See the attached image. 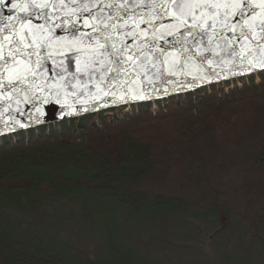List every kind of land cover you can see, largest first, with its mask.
Returning <instances> with one entry per match:
<instances>
[{
  "label": "trees",
  "instance_id": "obj_1",
  "mask_svg": "<svg viewBox=\"0 0 264 264\" xmlns=\"http://www.w3.org/2000/svg\"><path fill=\"white\" fill-rule=\"evenodd\" d=\"M65 209L103 255L49 236ZM177 212L264 228V72L0 135V264H145L121 226Z\"/></svg>",
  "mask_w": 264,
  "mask_h": 264
},
{
  "label": "water",
  "instance_id": "obj_2",
  "mask_svg": "<svg viewBox=\"0 0 264 264\" xmlns=\"http://www.w3.org/2000/svg\"><path fill=\"white\" fill-rule=\"evenodd\" d=\"M19 2L23 4L27 3V0H19ZM36 2L48 4V7L40 9L41 11L49 15L56 13L52 21L45 26L46 31L51 27L52 22L59 23L61 17L70 15L73 10L70 0H62L65 7H61V0H36ZM107 2L108 0H97L98 4ZM75 10L79 11L78 5ZM28 11L35 12L37 9L29 7ZM108 11H111L113 16L116 15V9H106L104 15H107ZM135 11L147 17V8H137ZM17 16L21 19L30 18L33 26L44 24L43 19L29 17L19 8L9 12L7 3L0 5V20L3 19L0 21V135L136 102H153L215 84L250 78L264 72V68L261 67L264 63V42L259 41L258 32L256 39L238 40L233 42L231 47H226L225 43L216 37H213L212 42L209 43L205 37L198 49L191 50L190 61H186L185 57L180 55L179 45L174 44L179 38L178 33L165 34L163 39L157 36L156 43L172 54L177 62L175 75L163 72V79L155 75L156 69L151 65L147 68V78L144 76V70H140L141 74L136 75L127 65H125L127 74L122 72L115 81L112 79L115 73L105 71L106 66L101 68L97 65L98 70L91 76L84 75L79 71L81 65L73 58L75 53L69 51L67 47L72 42L70 32L55 27L52 28L55 38L51 45L37 47L35 50L39 57L51 56V59L44 60L42 67L36 64L38 59L36 54L26 56L24 52L17 53L16 63H13L10 50L15 51V46L5 43L4 37L8 33L4 25L9 23L7 18L12 17L11 23L19 29L15 20ZM76 22L81 26L82 32L90 31V26L94 23L89 20V27H83L81 20ZM161 22L168 27L175 23L168 18ZM116 23L121 22L116 21ZM64 27L70 28V25ZM143 27L144 25H141V28ZM216 28L219 30V25ZM236 31L237 33L240 31L239 27ZM225 35L230 37L231 33L227 32ZM140 37L152 39L150 26L147 33H140ZM126 42L133 43L131 39ZM233 49L236 54H233ZM26 51L33 52V49L29 48ZM5 58H8L7 65ZM202 58L206 59L202 60ZM61 63L67 66L63 79L57 75L62 71L59 67ZM26 68H31L35 75L26 72ZM102 72L105 76L103 82L100 80ZM134 96L142 98L133 99Z\"/></svg>",
  "mask_w": 264,
  "mask_h": 264
},
{
  "label": "snow or ice",
  "instance_id": "obj_3",
  "mask_svg": "<svg viewBox=\"0 0 264 264\" xmlns=\"http://www.w3.org/2000/svg\"><path fill=\"white\" fill-rule=\"evenodd\" d=\"M70 2L73 5L71 14L61 17L59 23L52 22L51 27H48L46 31L45 26L56 15L55 12L49 15L40 10L46 9L47 3L27 0V3L22 4L19 0H0V5L7 3L9 12L19 8L29 17L35 16L37 19L44 20V24L33 26L30 18L21 19L17 16L15 17L19 25L17 29L11 23L13 18H7L9 23L5 24L4 28L8 34L4 37V41L15 46V51L10 50L13 63H16L15 56L20 52H24L26 56L36 54L38 67L43 66L45 59H51L50 55L39 57L35 50L37 47L51 45L55 38V33L52 32L53 27L70 32L72 42L67 47L69 51L75 53L73 58L81 65L80 72L91 76L98 70L97 65L101 68L106 66L105 71L115 73L113 81L117 80L122 72L127 74L125 65L136 75H140V70H144L145 78H147L148 65L155 68V75L161 76L162 79L163 72L175 75L176 58L156 43L157 36L163 39L165 34L178 33L179 38L174 41V44L179 45L180 55L184 56L186 61L192 59L191 50L198 49L205 37L209 43L212 42L213 37H216L223 41L226 47H231L232 43L238 40L256 39L258 32L259 41L264 42V0H255V2L253 0H139V2L138 0H108L103 4H98L97 0H70ZM77 5L78 12L75 10ZM29 7L37 11L29 12ZM61 7H65L62 0ZM137 8H147V17L135 11ZM106 9H116V15L113 16L111 11L104 15ZM165 18L175 23L168 27L161 22ZM76 20H81L83 27H89V20L94 23L91 24L90 31L82 32ZM116 21L121 23L117 24ZM65 25H70V28H65ZM141 25L144 27L141 28ZM217 25L219 30L216 28ZM149 26L152 39L149 40L147 37L141 39L140 33H147ZM237 27L240 29L238 33ZM227 32L231 33L230 37L225 35ZM129 39L133 42L132 44L126 42ZM29 48L33 49V52H27ZM233 54H236L235 49ZM7 63L8 58H5V64ZM163 65L167 67H162ZM59 67L62 71L57 75L63 79L67 66L61 63ZM261 67L264 68V63ZM25 71L35 75L31 68H26ZM104 78L102 72L101 82Z\"/></svg>",
  "mask_w": 264,
  "mask_h": 264
},
{
  "label": "rangeland",
  "instance_id": "obj_4",
  "mask_svg": "<svg viewBox=\"0 0 264 264\" xmlns=\"http://www.w3.org/2000/svg\"><path fill=\"white\" fill-rule=\"evenodd\" d=\"M115 217L118 221L119 214ZM54 220L49 236L66 242L70 254L90 259L103 255L104 242L97 226L87 230L74 227L67 210ZM39 228L44 235L46 230ZM119 234L124 245L145 264H264V228L248 226L244 220L224 222L177 212L121 226Z\"/></svg>",
  "mask_w": 264,
  "mask_h": 264
},
{
  "label": "bare ground",
  "instance_id": "obj_5",
  "mask_svg": "<svg viewBox=\"0 0 264 264\" xmlns=\"http://www.w3.org/2000/svg\"><path fill=\"white\" fill-rule=\"evenodd\" d=\"M3 19H1L0 21H2Z\"/></svg>",
  "mask_w": 264,
  "mask_h": 264
}]
</instances>
